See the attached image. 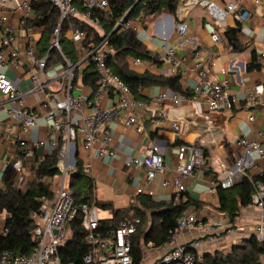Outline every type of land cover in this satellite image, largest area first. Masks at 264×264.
Listing matches in <instances>:
<instances>
[{
  "label": "built area",
  "instance_id": "built-area-1",
  "mask_svg": "<svg viewBox=\"0 0 264 264\" xmlns=\"http://www.w3.org/2000/svg\"><path fill=\"white\" fill-rule=\"evenodd\" d=\"M33 0H0V63L11 68H17L25 64L28 69L33 88L27 92H40L44 107V118L48 134L46 139L37 138L28 140L35 127H38L40 115L35 113L25 102V93L18 90L17 81L10 79L0 71V95L8 102H14L15 107L7 110L9 117L17 125L18 135L15 149L11 152V168L13 170L11 182L18 187L26 183L27 173L35 175L38 165L34 151L41 147H47L48 153L58 152L57 168L61 171V177L47 178V182H57V188L52 200L41 198L40 212L35 216L36 227L32 236L36 248L29 256L15 255L10 251L0 254V264H64L58 254L59 247L67 240L69 235V222L78 214H81V224L86 231V241L90 248L83 255V264H132L131 236L136 232L139 223L138 218L126 217L116 228L112 241L98 238L95 230L98 227V207L95 200L92 203L76 204L72 189L69 187L68 179L75 172V158L78 148L90 150L96 142L99 143L97 155L108 154L115 156L110 150L111 136L104 131L106 122L113 117L111 109L101 108L99 97L104 93H114L116 97V109L122 112L124 125L134 127L137 132L143 131V126L137 123V109L143 107V103L136 100L128 85L114 73L107 64L116 50L107 41V37L93 47L84 45L87 32L71 23L65 35L73 43L76 51L75 64L68 58H63L51 66H47L48 52L41 56L33 39L28 37L27 43L20 49L13 46L17 37V30L30 31L33 27L28 22L34 18L32 8ZM59 12L60 23L72 17L85 26L93 28L99 35H104L101 23L95 17L92 18L91 10H103L110 13L108 0H81L84 11L80 12L72 0H48ZM255 6L264 4V0H253ZM201 5L216 19H224L228 12H233L239 23L246 21L249 13L241 9L237 4L230 2L226 9L221 10L216 4L209 0H181L178 8L181 11H189L194 5ZM16 17L17 24H11V18ZM137 20V19H136ZM118 22L117 24H119ZM60 25L54 30L53 42L50 45L61 51L58 35ZM120 30L135 29V20H127L120 24ZM69 31L71 32L69 34ZM189 25L180 15L175 24V33L181 44L188 40ZM213 42L218 41V36L211 35ZM203 49L194 51L190 70L194 72L197 82L194 90L205 100L207 110L212 112L220 109H231L236 97L229 93V80L224 78L220 81H210L206 60L203 57ZM264 57V51L260 53ZM22 59L23 61H21ZM166 59L173 65L175 57L172 49L167 50ZM145 60L134 57L131 65L143 64ZM93 63L97 74V89L92 90L88 99L83 90L81 72ZM55 64H60L57 71L50 69ZM177 74L175 68H169L164 75ZM75 75L77 77L75 78ZM54 85V87H53ZM87 85V84H86ZM263 94V97H255ZM179 93L171 94L162 92L156 100L163 101L169 98L176 104ZM244 104L249 109L258 110L264 107V81L246 90ZM256 116L253 112L248 115V121L254 122ZM158 124V121H155ZM180 124L172 123L175 132L180 131ZM238 149L232 153V159L226 160L218 156L216 150L205 151L201 147L190 144H179L176 156V175L172 179H165L163 187L168 188L173 196L186 191V181L195 178L197 171L203 169L211 173L209 191L216 192L218 188H229L241 177L264 174L257 159L264 158V126L256 131L254 135H241L236 141ZM214 157H211L213 156ZM82 163V161H81ZM124 165L142 171L143 176L137 180L133 194H147L152 196L153 191L147 189L157 173L165 170V162L161 146L156 142H150L145 149L143 157L126 156ZM82 172L88 173L87 167L82 166ZM248 206H255L261 210L257 218L253 235L258 241H264V184L255 182V192L252 202ZM246 207V206H245ZM195 228L199 236L184 243H176V238L184 229ZM236 229L229 217L220 213L209 217H200L194 213L184 211L177 218V226L171 238L157 248L160 256L153 264H194L198 250L204 244L211 243L218 237H230L235 234ZM248 236V237H249ZM176 243V244H175ZM149 247H155L152 243Z\"/></svg>",
  "mask_w": 264,
  "mask_h": 264
},
{
  "label": "crops",
  "instance_id": "crops-1",
  "mask_svg": "<svg viewBox=\"0 0 264 264\" xmlns=\"http://www.w3.org/2000/svg\"><path fill=\"white\" fill-rule=\"evenodd\" d=\"M181 1V0H180ZM216 4L221 10L226 9L228 3L237 4L243 13L248 11L249 15L245 22L239 23L233 12H228L224 19H216L208 9L201 5H194L189 11H181L178 7L175 16L162 12L148 15L145 19L135 20V33L143 45L150 50L160 61H144L143 64L131 65L128 57L129 67L139 73L148 72L155 77L166 76L165 71L175 68L179 76L182 91H173L166 85L151 83L139 88L142 99H136L143 103V107L137 109V123L143 126L142 132H137L134 127L124 125L122 112L116 110V97L114 93H104L100 100L103 109H111L113 117L106 122L104 131L111 136L109 149L114 151L115 156L108 154L97 155L99 143L96 142L90 150L78 148L77 157L82 161V166L87 167L88 173H84L93 182V196L102 202H111L114 208H125L134 201V188L142 177L143 172L124 165L126 156L143 157L145 149L150 142L158 143L163 152L165 170L157 173L153 182L146 185L147 189L153 191L152 200L162 201L167 204L173 197L170 189L163 187L165 179H172L176 175L177 146L185 143L196 147H201L205 151L216 150L219 157L226 160L232 159V153L238 149L236 141L239 136H251L258 129L264 126V107L258 110L249 109L244 104L246 90L264 81V57L260 53L264 51V4L255 6L253 0H209ZM180 4V2H179ZM179 6V5H178ZM188 22V40L181 44L175 33V24L179 16ZM16 17L11 18L14 25ZM238 26L234 33L235 46L225 37L224 32ZM41 27H33L30 31L17 30V37L13 42L16 49L22 48L28 37L33 39L36 47L42 37ZM218 36V41L213 42L211 35ZM172 49L175 57L173 65L166 59L168 49ZM203 49V57L206 60L208 77L210 81H220L224 78L229 80V93L236 97L233 108L208 111L205 100L194 90L197 82L196 76L190 70L194 51ZM38 50V49H37ZM23 61L22 59H20ZM247 64H250L247 66ZM60 64H55L50 69L57 71ZM28 67L23 64L17 68L8 67L0 63V71L12 80L17 81L18 90L25 93V102L28 107L38 115V127H36L28 140H33L36 136L46 139L48 134L47 124L42 117L44 107L41 93L27 91L33 88V83L26 73ZM169 75H172L170 73ZM54 87V85H53ZM83 90L89 100L94 101L96 97H91L92 90L89 85L83 84ZM179 93V100L176 104L167 98L157 101V96L162 93ZM185 91V92H184ZM189 91V92H188ZM188 92V93H187ZM255 97H263V94ZM14 102H8L0 95V173L11 162V152L15 149L18 129L11 120L7 110L14 108ZM253 112L256 116L254 122L248 121V115ZM158 124H155V121ZM180 124V131L172 129V123ZM36 160L40 161L43 156L49 155L48 148L41 146L34 151ZM213 157V156H211ZM259 166L264 172V158L257 159ZM0 175V186L1 178ZM27 180L20 188L25 189L33 181L34 175L27 173ZM211 173L203 169L197 171L195 178L186 181V191L178 195L183 202L192 200L187 208L188 212L200 217H209L220 214L216 209L218 206L217 191H209ZM53 183V182H52ZM53 189V186L51 187ZM56 189V188H55ZM53 191H55L53 189ZM136 202V200H135ZM195 203V204H194ZM142 212L145 211L140 206ZM102 213L99 219H108L112 215L110 209L99 208ZM261 215V210L255 206L242 207L233 226L235 234L230 237L222 236L215 238L212 242H221L225 247L237 244L242 239L247 238L253 232L254 224ZM5 214L0 217V232L3 229ZM199 231L195 228H188L181 231L176 238V243H184L199 236ZM211 242V243H212ZM175 243V244H176ZM209 244V243H208ZM206 244L203 245L202 249ZM145 260L153 262L160 256L157 247L143 248ZM147 257V259H146Z\"/></svg>",
  "mask_w": 264,
  "mask_h": 264
},
{
  "label": "trees",
  "instance_id": "trees-1",
  "mask_svg": "<svg viewBox=\"0 0 264 264\" xmlns=\"http://www.w3.org/2000/svg\"><path fill=\"white\" fill-rule=\"evenodd\" d=\"M72 1L80 12L84 11L81 0ZM108 1L110 13L98 9L91 10L92 18L96 17L101 23L103 36L74 17L60 23L58 10L48 0L32 1L34 18L28 22V25L43 28L37 49L41 56L48 52L47 66L59 61L64 62V57L73 64L77 62L73 43L65 35L69 25L74 23L87 32L84 42L86 47H93L102 40V37H107L108 43L116 50L115 54L107 60V64L128 85L135 99H142L143 97L138 91L139 88L151 83L166 85L173 91H182L178 75L155 77L148 72L139 73L132 70L128 64V57H138L154 63L160 60L143 45L133 29L114 30L117 23L131 7L125 21L136 20L139 14L141 19L162 12L175 16L180 0ZM59 25L58 42L61 51L55 47L50 48L54 30ZM238 26L236 25L228 31L232 40H234L233 35L238 30ZM249 65L247 64V66ZM81 76L83 83L89 85L93 91L97 89V74L94 71L93 63H90L81 72ZM76 77L77 75H75ZM57 155L58 152L54 151L42 157L38 162L33 181L25 189H21L11 182L13 170L10 164L3 171L0 186V217L5 214V218L3 229L0 232V254L3 251H10L15 255L29 256L35 250L36 243L32 236L36 227L35 216L40 212L43 196L49 200L54 198V191L51 188L53 183L47 182L46 179L59 174ZM75 161V172L68 179L75 203H92L95 200L98 208L112 211L110 218L99 220L98 227L94 231L98 238L112 241L116 228L124 218L139 219L136 232L131 236L132 264H141L143 248L149 243L158 247L169 240L176 229L177 218L192 204V200L188 199L183 202L181 197L176 201L173 196L169 203L165 204L162 201L152 200L150 195L137 194L130 206L114 208L111 202L95 199L92 180L82 172L80 158L76 156ZM77 179H83V181L75 190L72 186ZM257 181L264 184V174L244 176L229 188H218L216 209L220 213L226 214L233 223L239 210L252 202ZM140 206H143L148 213L144 214ZM81 219V214L78 213L69 222L68 238L59 247L58 254L64 264H83V255L90 248V244L85 239L86 231L82 227ZM194 264H264V241H258L255 236L251 235L237 244L231 245L227 253L215 251L214 253L198 254Z\"/></svg>",
  "mask_w": 264,
  "mask_h": 264
},
{
  "label": "rangeland",
  "instance_id": "rangeland-1",
  "mask_svg": "<svg viewBox=\"0 0 264 264\" xmlns=\"http://www.w3.org/2000/svg\"><path fill=\"white\" fill-rule=\"evenodd\" d=\"M136 19H140V14H139V16L136 17ZM16 24H17V20L14 21V25H16ZM70 33L71 32L69 31V34ZM35 139H37V136L33 140H35ZM213 157H214V155H213ZM0 175H2V173H0ZM61 176H62V173L60 171L59 174H57L55 177H58L59 178ZM82 181H83V179H77L75 181L74 185L72 186V188L76 190L80 186V184L82 183ZM55 188H57V182L54 180L53 181V189L56 190ZM54 193H55V191H54ZM100 213H102V211L98 209V216H99ZM202 247H203V245H202ZM202 247L198 250V252H199L200 255H202L205 252L214 253L215 251H220V252H223V253H227L229 251V249H230L231 246L230 247L229 246L228 247H225L224 245H222L221 242L214 241L212 243L206 244L203 249H202ZM146 259H147V257H146ZM148 261H149V259L145 260V256L143 255L141 264H150V262H148Z\"/></svg>",
  "mask_w": 264,
  "mask_h": 264
},
{
  "label": "water",
  "instance_id": "water-1",
  "mask_svg": "<svg viewBox=\"0 0 264 264\" xmlns=\"http://www.w3.org/2000/svg\"><path fill=\"white\" fill-rule=\"evenodd\" d=\"M138 1H139V0H136V2H138ZM131 8H132V7H131ZM131 8H130V9H131ZM130 9L125 13L124 17L120 20V23L117 24V25L115 26L114 30H118V29L120 28V24L123 23V22L127 19V15L129 14ZM224 35H225V37L228 39V41H229L230 43H232L233 46H235V43L231 41V37H230V35H229V32H228V31L224 32Z\"/></svg>",
  "mask_w": 264,
  "mask_h": 264
}]
</instances>
